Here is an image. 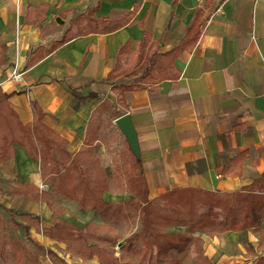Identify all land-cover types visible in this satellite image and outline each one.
Masks as SVG:
<instances>
[{"label": "crops", "instance_id": "obj_1", "mask_svg": "<svg viewBox=\"0 0 264 264\" xmlns=\"http://www.w3.org/2000/svg\"><path fill=\"white\" fill-rule=\"evenodd\" d=\"M14 68L23 72L19 82L8 77ZM0 86L24 124L33 122L36 102L90 176L101 171L107 125L132 152L115 122L130 113L151 199L182 187L232 192L264 179V0H0ZM109 136L103 146L112 154ZM50 175L17 145L0 163L5 217L17 209L39 215L40 228L53 225L46 201L12 192L24 182L58 192ZM67 212L60 218L80 223ZM16 219L22 225L10 219L3 234L27 246L30 236L77 264L64 241ZM195 234L216 264H255L264 255V219L248 231L252 251L233 230Z\"/></svg>", "mask_w": 264, "mask_h": 264}, {"label": "trees", "instance_id": "obj_2", "mask_svg": "<svg viewBox=\"0 0 264 264\" xmlns=\"http://www.w3.org/2000/svg\"><path fill=\"white\" fill-rule=\"evenodd\" d=\"M151 70V69H150ZM147 69L145 70V73ZM147 74V73H146ZM10 93L5 92L0 86V163L8 160L16 153V146L21 145L28 153L41 161L42 171L54 173L57 179L56 190L67 193L81 205H88L97 209L103 218L124 217L122 203L106 200L103 193L109 188L110 182L105 179L104 171H98L97 176H90L86 170L80 169L76 180H65L72 168L79 167L78 157L73 156L68 149L67 141L55 130L43 122L44 111L36 102L33 103L34 119L30 124H24L10 102ZM58 155L57 157L54 155ZM48 167L45 170V163ZM61 161L63 171H49V167ZM76 161V162H75ZM44 163V164H43ZM44 165V168H43ZM123 166L127 173V185L131 191L138 194L141 202L138 204L140 212V227L131 232L121 247L124 251H133L142 261L148 258L150 264H216L211 262L204 253V240L201 230L212 234V231L227 232L230 230L239 233L241 242L247 243L248 250L254 249V244L249 241L248 231L261 226L264 219V179L255 180L250 186L232 192H215L198 187L175 188L158 197H149L147 179L143 173L142 161L130 152ZM79 169V168H78ZM102 177L101 179H97ZM109 177V176H108ZM51 178V176H50ZM261 186V189H257ZM15 194H31L36 199L44 200L53 210L55 222L49 227L40 228V216L31 212L18 211L17 214L45 234L59 241L68 243L69 251L76 245L83 246L85 242L97 239L105 241L107 246L99 248L95 243L85 246L89 250H98L102 254V262L107 264L113 261L110 250L120 238L119 232L110 224H99L89 221L85 225L72 223L60 218L66 213L64 206H57L48 197L46 191H40L35 185L24 182L23 186L12 187ZM16 226L22 222L11 217ZM6 219L0 214V254L3 262L0 264H22L26 259L31 264H42L43 255L59 264H68L66 260L53 248L36 242L30 236L24 242L16 234H3ZM166 224V225H165ZM162 225V227H161ZM164 225V226H163ZM169 226H186L185 229L169 230ZM28 232L30 227L26 225ZM79 233V234H77ZM195 254H194V252ZM255 264H264V255L257 257Z\"/></svg>", "mask_w": 264, "mask_h": 264}, {"label": "rangeland", "instance_id": "obj_3", "mask_svg": "<svg viewBox=\"0 0 264 264\" xmlns=\"http://www.w3.org/2000/svg\"><path fill=\"white\" fill-rule=\"evenodd\" d=\"M108 126L109 125L104 127L105 130L103 131V133L101 132V135H100L102 142H99V146L102 145V147H99V149L97 150V154L100 156V157L98 156L100 160L97 161V166H99L101 168V171H104L105 173H108L109 170L113 172L112 176L110 177L107 176V178H105L109 180V182L111 181V184L113 185V193L112 194L103 193V196L106 200L112 201L114 203L116 202L122 203L123 212L125 216L119 219H116V217L114 216L108 219L103 218L97 209H96L97 211L94 212L92 210H89V209H92L90 206L81 205L76 200L78 197L77 198L71 197L67 193H64V192L61 193L60 191L55 192V193L50 192L48 194V197L52 199L55 202V204L58 202L65 204L68 208L66 212L68 211L67 214L71 220H75L80 223H84L88 220H95L96 223H99V224H105V223L110 224L119 232L120 238H119L118 243L114 247L111 246V249H110L114 255L113 257L114 259L113 261H111V259L109 261V258L107 257L106 258L107 264H150L148 263V258L142 261L141 258H137V254L134 253L133 251L126 250L123 252V254L121 251L122 250L121 246L125 243V238L131 232L139 229L140 227V219H139L140 212L138 209V204L141 202V200L139 199L138 194H136L135 191H131V189L127 185L128 183L127 173L123 166V162L125 161L126 156H127L126 153H128V152L126 153L124 152L126 148V143L122 141V139L120 138V134L116 132L114 127H108ZM107 133L110 135L108 138L111 141H113L112 144L114 145L112 154L107 153L105 150V148L108 149V145H105L107 147L103 146L104 145L103 143L106 141L105 137ZM54 156L57 157L58 155L55 154ZM44 163H45V170H46V167H48V162L45 161ZM57 167L60 169V172L63 171V163L61 161L58 162V165L53 164L52 167H49L48 169L49 171L57 170ZM43 168H44V165H43ZM76 173L79 175L80 170L79 169L76 170V168H72V171L69 173V176L65 177V180H68L70 182L76 180V176H77ZM50 176H51V178L49 177L50 180L52 178L57 179L58 177L54 173H51ZM99 178L101 179L102 177H98L97 179ZM51 181L55 184V189H56L57 182L55 183L54 182L55 180L54 181L51 180ZM57 193H59V197L61 198L59 199V201L56 199H53L56 197ZM1 204H0V214L6 219L5 225L8 227L10 223L9 220L11 219L10 217H12L13 215H17L16 213L17 209L11 211L13 212V214L8 212L9 214L7 215L9 217L6 218L4 212L1 211V209H3L2 206L4 205L3 204L1 205ZM80 223H76V224H80ZM174 228H175L174 226L168 227V229L171 231H173ZM212 232H216V231H212ZM65 243L68 245L67 242ZM92 243L97 244L100 249L103 248L104 246H107L105 244V241L92 239L91 241L85 242L83 246L76 245V248H73V250L71 251H69L68 249L67 250L71 254L72 256L71 258L74 257V259L77 260L76 261L77 264H105L104 262H102V254H100L98 250L92 251V249L89 250L88 248L85 247ZM161 264H167V263L162 262Z\"/></svg>", "mask_w": 264, "mask_h": 264}, {"label": "water", "instance_id": "obj_4", "mask_svg": "<svg viewBox=\"0 0 264 264\" xmlns=\"http://www.w3.org/2000/svg\"><path fill=\"white\" fill-rule=\"evenodd\" d=\"M115 122L121 129V131L124 133L126 140L128 141L130 150L136 156L137 160L141 161V149L138 132L131 114L124 113L120 115L115 120Z\"/></svg>", "mask_w": 264, "mask_h": 264}, {"label": "built area", "instance_id": "obj_5", "mask_svg": "<svg viewBox=\"0 0 264 264\" xmlns=\"http://www.w3.org/2000/svg\"><path fill=\"white\" fill-rule=\"evenodd\" d=\"M22 74L23 72H21L17 68H14L12 72L8 75V77L15 80L16 82H19L22 79Z\"/></svg>", "mask_w": 264, "mask_h": 264}]
</instances>
